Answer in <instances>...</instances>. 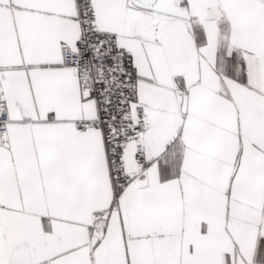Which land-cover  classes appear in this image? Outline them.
<instances>
[{
  "label": "snow or ice",
  "instance_id": "snow-or-ice-1",
  "mask_svg": "<svg viewBox=\"0 0 264 264\" xmlns=\"http://www.w3.org/2000/svg\"><path fill=\"white\" fill-rule=\"evenodd\" d=\"M0 264H264V0H0Z\"/></svg>",
  "mask_w": 264,
  "mask_h": 264
}]
</instances>
